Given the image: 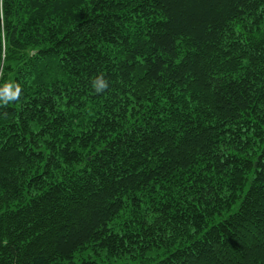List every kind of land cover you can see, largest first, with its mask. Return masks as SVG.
<instances>
[{"label":"trees","instance_id":"1","mask_svg":"<svg viewBox=\"0 0 264 264\" xmlns=\"http://www.w3.org/2000/svg\"><path fill=\"white\" fill-rule=\"evenodd\" d=\"M0 264H264V0H0Z\"/></svg>","mask_w":264,"mask_h":264},{"label":"clouds","instance_id":"2","mask_svg":"<svg viewBox=\"0 0 264 264\" xmlns=\"http://www.w3.org/2000/svg\"><path fill=\"white\" fill-rule=\"evenodd\" d=\"M15 94H13V97H14Z\"/></svg>","mask_w":264,"mask_h":264}]
</instances>
